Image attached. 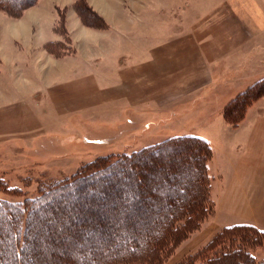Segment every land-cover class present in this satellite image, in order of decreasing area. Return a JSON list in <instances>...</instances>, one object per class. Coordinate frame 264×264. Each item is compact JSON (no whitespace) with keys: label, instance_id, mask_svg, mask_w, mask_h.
Masks as SVG:
<instances>
[{"label":"rangeland","instance_id":"rangeland-1","mask_svg":"<svg viewBox=\"0 0 264 264\" xmlns=\"http://www.w3.org/2000/svg\"><path fill=\"white\" fill-rule=\"evenodd\" d=\"M71 2L39 0L23 17L10 16L33 23L31 55L56 39L51 29L62 32L60 49H53L60 64L51 70L55 76L65 67L69 76L62 93L56 86L45 96L33 97L37 106L21 107L18 117L0 116V199L38 198L52 183L71 180L98 159L114 162L152 153L172 139L193 143L184 138L192 136L213 146L212 156L204 148L201 158L209 162V196L215 201L222 187L219 177L231 171L224 148L230 135L249 116L264 115V0H83L84 10L76 12ZM0 12V21H11ZM3 27L1 36H13L10 26ZM257 128L264 131V119ZM113 172L106 174L104 185H112L108 176ZM147 191L127 206L136 203V216L145 212L156 223L150 209L154 206L146 200L158 192L152 187ZM169 202L175 205L177 199ZM206 207L211 210L206 212ZM215 207L205 197L203 210L171 231V239H178L175 246L168 241L146 264H199L234 248L247 252L256 264L264 263V234L240 228L218 235L236 225L264 230L246 223L221 230L212 223ZM119 209L112 208L114 216ZM216 235L210 251L206 244ZM65 252L49 254L45 261L54 256L67 263L72 256ZM143 263L117 259L112 264Z\"/></svg>","mask_w":264,"mask_h":264},{"label":"trees","instance_id":"trees-1","mask_svg":"<svg viewBox=\"0 0 264 264\" xmlns=\"http://www.w3.org/2000/svg\"><path fill=\"white\" fill-rule=\"evenodd\" d=\"M35 2L0 0V11L17 17ZM184 138L196 144L172 139L159 149L151 150L152 153L142 151L114 162L108 161L107 157L101 158L71 180L52 183L38 198L0 199V264H112L117 259H139L146 264L153 254L166 248L165 244H171L168 241L175 246L178 239H171L174 237L171 231H177L180 224L186 226L193 220L197 210H203L205 197L211 207L215 202L209 196V162L201 158L204 148L211 156L212 149L201 138ZM91 167L93 171H89ZM110 171H114L108 176L112 185L107 186L104 183ZM147 171L148 175H145ZM145 178V187L138 191ZM151 187L152 192L158 194L146 201L154 206L150 209L156 215V223L149 222V214L145 212L136 216V203L131 209L127 206ZM7 191L18 192L16 189ZM173 199H177V203L170 205L169 201ZM117 205L120 211L114 216L112 208ZM204 210L211 209L206 207ZM240 228H247L255 235L264 234L250 225H236L224 228L218 235L236 233L231 231ZM216 237L206 244L207 249ZM64 251L72 256L67 263L64 258L53 260L54 256L45 261L47 255H64ZM210 251H213L212 247ZM254 261L247 252L234 248L223 250L199 264H256Z\"/></svg>","mask_w":264,"mask_h":264},{"label":"crops","instance_id":"crops-1","mask_svg":"<svg viewBox=\"0 0 264 264\" xmlns=\"http://www.w3.org/2000/svg\"><path fill=\"white\" fill-rule=\"evenodd\" d=\"M38 2L36 0L34 6L23 11L20 18L28 10L35 8ZM80 4H84L83 0H72L70 8L75 12L81 7L84 10V6ZM0 15L3 16L1 12ZM57 15L59 16L58 11ZM4 17L11 21H0V36L4 34V25L11 27L13 36L0 37V116L18 117L21 107L37 106L32 104L33 97L45 96L56 86H60L56 91L62 93L69 75L65 67L55 76L51 70L52 66L60 64L56 61H60L61 57L53 49H60L58 41L62 39V32L51 29L56 39L41 42L42 46L37 48L33 46L35 49L31 55L33 23L15 21L10 16ZM78 17L82 20L79 15ZM20 35L26 36L21 39ZM262 119L264 115L249 116L244 127L230 135V142L224 146L229 151V159L226 158V161L231 171L226 173L224 179L219 177L222 187L214 195L216 207L212 217V223H217L221 230L237 223L251 224L264 230V131L257 128ZM249 122L252 126L248 125ZM206 140L209 141L207 138ZM209 143L211 144V140ZM237 150L240 154L234 155Z\"/></svg>","mask_w":264,"mask_h":264}]
</instances>
